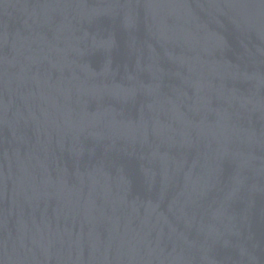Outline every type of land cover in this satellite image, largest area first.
<instances>
[{"label": "water", "instance_id": "obj_1", "mask_svg": "<svg viewBox=\"0 0 264 264\" xmlns=\"http://www.w3.org/2000/svg\"><path fill=\"white\" fill-rule=\"evenodd\" d=\"M0 264H264V0H0Z\"/></svg>", "mask_w": 264, "mask_h": 264}]
</instances>
